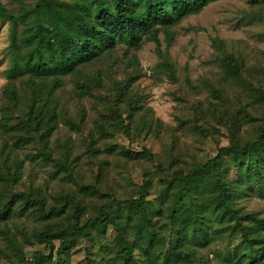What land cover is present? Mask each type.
I'll list each match as a JSON object with an SVG mask.
<instances>
[{"label":"trees","instance_id":"1","mask_svg":"<svg viewBox=\"0 0 264 264\" xmlns=\"http://www.w3.org/2000/svg\"><path fill=\"white\" fill-rule=\"evenodd\" d=\"M16 1V10L0 2V20L10 22L0 128L7 135L17 133L13 149L34 145L38 157L53 162L54 173L61 171L70 178L76 174L79 184L54 201L47 199L41 187L22 190V161L1 147L0 234L4 245L0 254L11 258L12 264H67L79 241L92 242L95 232L108 242L111 264H264V217L238 205L242 191L264 195V111H256L259 115L252 133L240 137L243 119L252 115L245 106L230 112L224 87L210 86V109L216 122L228 126L230 143L188 168L174 167L173 159L169 165L157 160L144 169L143 181L131 194L119 195L105 185L108 160L99 162L93 178L87 180L69 156L56 155L51 145V137L66 118L58 92L64 77L81 74L84 67L107 60L120 47L137 51L147 42L159 44L161 31L218 0ZM220 52L224 79L239 85L251 98L252 107L264 108V69L246 67L243 59L224 47ZM163 66L174 80V64L165 61ZM101 75L92 72L77 81L76 93L100 101L103 113L96 128L101 136L131 132L133 117L143 109L142 96L130 91L137 77L103 83ZM135 125L141 127V134L153 122ZM88 148L101 152L93 139ZM106 153L126 160L155 156L147 148L118 149L115 144H109ZM155 179L159 185L152 195ZM23 214L33 215L39 223L31 233L16 227L17 232L12 231L8 226ZM229 236L238 240L234 251L226 250L222 258L214 251L216 259H211L208 254L213 251L208 248ZM34 246L38 248L28 249ZM91 261L87 257L84 264Z\"/></svg>","mask_w":264,"mask_h":264},{"label":"rangeland","instance_id":"2","mask_svg":"<svg viewBox=\"0 0 264 264\" xmlns=\"http://www.w3.org/2000/svg\"><path fill=\"white\" fill-rule=\"evenodd\" d=\"M0 2L10 10L17 9L16 0ZM263 15L264 1L210 2L199 13L191 14L177 25L161 31L159 44L147 42L137 51L120 47L107 60L84 67L81 74L64 77L58 92L62 96L66 118L61 120L51 137L56 155L69 156L75 170L80 171L87 180L93 178L99 162L108 160L111 163L104 170L107 173L105 185L119 195L131 194L143 181L144 169L153 167L157 160H163L169 165L173 159L174 167L182 165L187 168L197 162L203 163L215 156L219 147L228 145L231 141L228 126L216 122L210 109L211 85L224 87L230 112H236L241 106L250 109L252 116L243 119L242 131L239 133L240 137L247 138L257 124L255 117L259 113L256 111H264V108L260 110L252 107L251 98L245 95V91L239 85L228 82L227 78L224 79L226 76L221 69L219 57L220 50L224 47L243 59L246 67H253L261 72L264 69ZM9 27V21L0 20V107L4 101L2 88L6 83L9 64ZM165 61L174 64V80L163 66ZM98 71L102 72L103 83H109L113 79L126 82L130 75L137 77L130 91L142 96L143 109L133 117L131 132L120 130L114 132L112 137L101 136L96 128V120L103 113L100 101H94L89 96L80 98L76 93L77 81L92 72L97 74ZM147 121L148 124L153 122V126L145 127L139 134L141 127L135 123L142 125ZM9 135L0 128V148H8L9 152L12 151L10 156L22 161L20 189H27L31 185L41 187L47 199L54 201L63 192L77 188L79 177L76 174L70 178L61 171L54 173L53 162L38 157L34 145L13 149L15 136L12 133ZM91 139L101 152L89 150L88 143ZM109 144H115L118 149L135 151L147 148L155 156L150 160H126L116 153H106ZM153 183L152 195L159 185L157 179ZM238 205L264 217V195L252 190L242 191ZM8 226L12 231L16 227L31 233L39 223L33 215L23 214L14 217ZM91 236L90 243L79 241L77 248L68 257L67 264H84L87 257H91V264L113 262V252L106 239L95 232ZM237 241L234 236L216 240L208 248L213 251L208 256L214 260L217 252L221 258L224 257L226 250L234 251L232 246ZM3 245L4 239L0 234V248ZM35 247L38 248L34 246L28 249ZM0 264H12L11 258L0 254Z\"/></svg>","mask_w":264,"mask_h":264}]
</instances>
